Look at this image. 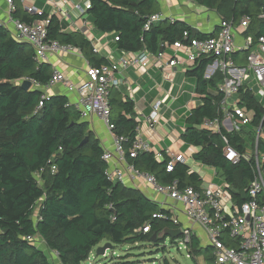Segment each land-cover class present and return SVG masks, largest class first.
<instances>
[{
	"label": "trees",
	"instance_id": "16d2710c",
	"mask_svg": "<svg viewBox=\"0 0 264 264\" xmlns=\"http://www.w3.org/2000/svg\"><path fill=\"white\" fill-rule=\"evenodd\" d=\"M213 10L220 20L238 26L242 17L249 18L241 30L251 37L250 49L264 38V0H191ZM12 15L24 21L48 19L47 37L79 49L90 65L108 64L105 56L93 51L91 41L79 31H64L57 15H30L14 0ZM87 14L95 30L111 34L121 52L153 55L166 51L174 42L183 45L192 39L214 36L219 29L203 32L181 19L163 17L145 28L149 17L160 13L158 0H89ZM186 33V35H184ZM250 49L231 54L236 65L244 67ZM211 55H200L184 72L193 79V91L198 101L186 118L180 133L184 144L192 145L194 161L213 167L226 182L232 203L240 205L251 199L248 188L258 174L264 178V139L257 129L264 130V98L254 87L242 84L238 90V106L250 121L231 131L220 126L219 131L203 127L204 119L222 117L219 84L223 73L216 71L205 77ZM52 65L37 61L33 47L17 40L0 24V264H53L36 242L40 241L57 255L60 264H80L88 259L92 249L103 240L111 244L150 242L156 249L166 237L172 243L180 236L168 232L177 228L173 211L147 197L139 188L111 180L106 175L107 163L102 159L103 147L88 123L80 120L79 112L68 104L63 94L44 95L41 85L51 78ZM31 81L23 89L19 80ZM43 96V97H42ZM111 132L121 138L124 159L135 169L152 174L157 182H176L182 189L199 188L202 177L183 162L173 163L167 171L169 156L162 152L155 158L152 150H129L135 140L139 122L134 101L111 88L109 91ZM41 103V104H40ZM244 127L249 128L247 132ZM228 141L240 154L237 163L223 156ZM86 140L82 143V141ZM257 151L258 164L246 147ZM261 157V158H259ZM264 201V192L257 195ZM36 213V220L33 215ZM147 227V231L143 228ZM29 237V239H27ZM193 259L202 256L204 264H215L211 246L201 245L196 236L186 243ZM157 264H169L164 257Z\"/></svg>",
	"mask_w": 264,
	"mask_h": 264
},
{
	"label": "built area",
	"instance_id": "2783aa9c",
	"mask_svg": "<svg viewBox=\"0 0 264 264\" xmlns=\"http://www.w3.org/2000/svg\"><path fill=\"white\" fill-rule=\"evenodd\" d=\"M4 1L7 7V19L0 24L4 25L17 40L30 44L34 49L37 61L47 62L50 53L76 51L77 48L71 44H61L57 40L47 37L48 19L29 22L16 18L12 15L15 8L14 0ZM35 1L18 0V3L27 14L40 15L44 9L35 6ZM47 5H50L52 11L48 12V15H57L62 25L64 19L69 20L66 23L68 29L79 31L85 35L92 30L85 16L90 8L89 0H75L71 5H69V0H44V7ZM63 5L66 6V9L63 8ZM69 9L75 14L76 20H82V24L79 26L75 24V19L71 18ZM163 17L161 13L151 15L145 28ZM248 22L249 18L246 16L240 19L238 26L232 25L229 21L220 20L219 29L214 36L192 39L187 45L177 41L167 47V50H171L172 54L165 63L169 67L180 63H190L200 55H211L213 61L207 66L205 77L209 78L216 71L223 73V80L219 84V89L223 93L219 104L222 117L221 119L220 117L206 118L202 122L203 127L210 130L219 131L220 126L227 131L238 130L239 126L250 121L243 108L237 105L239 97L236 95L242 84L251 88L249 84L253 82L252 86L255 87L256 96L260 99L264 98V38L260 37L258 43L250 49L251 37L241 34V30L247 27ZM62 29L64 30V28ZM236 34H239L241 38L240 43L235 41ZM115 40L117 37L113 38V41ZM240 49H250L244 67L236 65L231 57L233 52ZM93 51L97 52V49L93 47ZM163 53L165 51L153 55L146 52L129 53L130 57L123 54L117 61L113 60L112 56H107L109 63L97 66L87 62L85 78L79 82H73L58 69H53L48 83L40 87L44 91V88L47 89L55 83H61L69 90L76 91L78 100L72 106L78 110L80 118L85 119L95 115L111 131L113 124L110 122L108 96L111 88H118L120 85V79L116 77V74L128 67L147 71V60L153 56L162 63ZM179 56L184 58V61ZM165 64L162 63L159 66ZM43 96H46L45 91ZM161 101L159 99L152 104L151 113L147 117L152 125L156 122ZM135 109L138 111V108L135 107ZM260 129L261 127H258L257 136L260 134ZM223 139L225 142L223 156L226 160L237 163L240 154L228 144L225 137ZM148 150H151L149 143L140 137L139 130H137L129 155L134 157L138 151ZM166 153L170 158L166 165L167 171L172 170L174 162L186 163L189 160L184 153L177 155L168 151ZM253 155L258 164L256 150ZM101 157L107 163L106 175L111 180L126 183L140 178L152 186L154 192L161 197L157 202L162 207L173 211V222L177 224V228L181 232L180 238L176 241L184 245L185 249L186 243L194 235L199 239L201 245L212 247L215 264H264V201L260 203L257 200V195L261 191L264 192V178L259 168L258 174L248 188L251 199L237 207L231 201L224 179H221L220 183H213L212 180L211 182H202L199 188L187 186L182 189L177 187L176 182L170 184L157 182L152 174L139 171L126 162L121 138L115 135H113L112 148L104 150ZM161 157V152H155L156 159ZM33 220H36V213L33 215ZM143 231H147V227H144ZM202 241H205V244H202Z\"/></svg>",
	"mask_w": 264,
	"mask_h": 264
},
{
	"label": "crops",
	"instance_id": "0c3cea01",
	"mask_svg": "<svg viewBox=\"0 0 264 264\" xmlns=\"http://www.w3.org/2000/svg\"><path fill=\"white\" fill-rule=\"evenodd\" d=\"M73 1L75 0H69V5H71ZM158 2L161 9L160 13L163 14L164 17L184 20L192 27L203 32L212 31L214 26L216 24L218 25L220 21L215 11H213V13L203 14L202 9L206 10V8L197 5L191 0H158ZM34 4L47 12H52L50 5L44 7V0H36ZM63 8L66 9V6L63 5ZM6 10L5 1L0 0V22H4V20L7 19ZM69 13L71 18L75 19V24L79 26L82 20H76L75 14L70 9ZM88 17H86V20L91 25L92 30L84 35L91 41L92 46L97 49L98 54L105 57L112 56L115 61L123 54L130 57L129 53H122L116 48L111 34H100L95 30L92 22L88 20ZM66 25V22H63L64 31H72L68 29ZM89 33L93 34V38L89 36ZM235 41L240 43L241 38L239 34H236ZM163 54L162 63L165 64L166 60L172 56L171 50H166ZM181 59L184 61V58L181 57ZM47 62L52 65V68L54 67L53 69H58L73 82H79L85 78V68L88 63L79 49H76V51L72 53H50ZM162 63L152 56L147 60V71L135 67H128L121 73H117L116 77L120 79V85L115 89L120 92L122 97L128 96L133 99L136 118L139 122V135L149 143L151 150L161 153H166L168 151L173 155H177L183 153L182 150L185 148V145L183 146L182 143L180 144L179 139L180 133L185 127V123L182 124V119L184 118L185 122L189 110L193 107L189 109L187 107V102L184 100L187 91V77L184 75V72L190 63H180L174 67H169L165 64L160 67L159 65ZM252 83L253 82L249 84L251 87H253ZM130 90H132V92H130ZM45 94L66 95L68 104L71 106L78 100L76 91L69 90L61 83H55L49 86ZM159 99L162 100L159 106L160 109L157 114L156 122L152 125L147 120V117L151 113L152 104ZM135 107L138 108V111H136ZM80 120H84L88 123V129L96 135L104 150L112 148L113 133L108 130L102 120L95 115H91L90 118H80ZM194 151H188L189 154H185L188 156V159L189 157L192 158L191 154ZM199 164L201 163L195 161L192 163V168L189 167L191 170L195 171L199 168ZM199 172L201 171H198V173ZM125 184L139 188L147 197L154 201H159L161 199L160 195L154 192L152 186L146 184L140 178L133 182L127 181ZM55 260H58V258L56 257Z\"/></svg>",
	"mask_w": 264,
	"mask_h": 264
},
{
	"label": "rangeland",
	"instance_id": "374dc122",
	"mask_svg": "<svg viewBox=\"0 0 264 264\" xmlns=\"http://www.w3.org/2000/svg\"><path fill=\"white\" fill-rule=\"evenodd\" d=\"M202 12L203 14H209L213 13V10L202 9ZM85 16L88 17V14H85ZM88 20L90 21L89 17ZM64 22L68 23L69 20L64 19ZM89 36L93 38L92 33H89ZM21 82L22 80H19V83ZM186 82L187 91L184 100L187 102V107L190 109L197 103L198 99L195 94L193 95V79L187 78ZM44 91H46V88H44ZM184 123L185 122L183 118L182 124ZM248 129L249 128L247 127L243 128L245 132H247ZM260 136L264 139V130L261 131ZM181 143L183 146L185 145V148L182 150L184 154L188 155V151H194L195 148L192 145L184 144L180 139V144ZM246 154H254L249 145L246 147ZM194 162L195 161L193 158L189 157V160L186 162V164L192 168V163ZM195 171H201L199 174L202 177L203 182H211L212 180L214 181L213 183L221 182L222 176L218 170L214 169L213 167L199 164V168ZM199 236H201V233H199ZM40 240L36 242V245L44 251L45 255L53 264H60L58 260H55L57 255H55L52 251H49ZM202 244H205V241H202ZM105 245H108V241L103 240L92 249L88 259L81 262L80 264H157L159 261H162L164 257L169 261V264H204V260L201 255L193 259L188 255L184 245H181L177 242L172 243L169 237H166L164 242L161 244L164 245L163 251L160 249L157 250L156 247L150 242L140 241L135 244H111L110 247L106 248L103 255H97L96 248Z\"/></svg>",
	"mask_w": 264,
	"mask_h": 264
},
{
	"label": "water",
	"instance_id": "95a60500",
	"mask_svg": "<svg viewBox=\"0 0 264 264\" xmlns=\"http://www.w3.org/2000/svg\"><path fill=\"white\" fill-rule=\"evenodd\" d=\"M31 86V81L27 80V79H24L22 80L21 82V87L23 89H28L29 87ZM258 137V136H257ZM86 140V138H84V140L82 141V143ZM172 237L174 236H180L181 232H180V229L179 228H175L173 230H170L168 232ZM111 246V243L108 242V245H105V246H99L96 248V254L97 255H103L106 248L110 247Z\"/></svg>",
	"mask_w": 264,
	"mask_h": 264
}]
</instances>
